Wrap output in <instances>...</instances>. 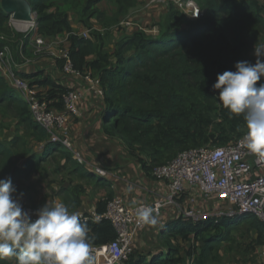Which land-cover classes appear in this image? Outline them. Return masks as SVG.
<instances>
[{
	"label": "trees",
	"instance_id": "trees-1",
	"mask_svg": "<svg viewBox=\"0 0 264 264\" xmlns=\"http://www.w3.org/2000/svg\"><path fill=\"white\" fill-rule=\"evenodd\" d=\"M28 1L35 14V26L28 35L10 31L7 26L10 16L0 8V48L8 46L13 60L21 62L23 55L32 58L30 49L35 38L49 41L67 34L73 69L82 74L90 72L99 79L103 91L101 107L107 112L106 122H111L103 127L104 132L117 135L146 172L165 165L179 152L204 146H225L245 133L243 117L232 116L222 107L216 98L219 93L212 85L218 74L235 71L238 61L254 64L251 56L254 46L264 41V1L194 0L202 10L201 17L194 21L170 3L158 24L156 36L138 30L121 34L114 41L112 53L104 48L107 33L95 30L93 21L102 30L116 26L136 6L137 0H107L112 10L110 15L97 7L104 0ZM69 13L89 31L87 38L73 32ZM56 60L57 66L62 68L63 61ZM15 75L28 80L30 85H48L51 88L47 95L52 101L50 108L58 112L63 110V95L67 89L50 79L33 82L29 75ZM260 83L263 82L258 81L257 86ZM8 114L17 125L30 129L37 140L48 141L42 158L58 151L61 145L49 142L45 129L33 121L26 103L1 75L0 115L6 117ZM19 147L22 155L28 154L20 139L10 145L0 142L1 177L16 180L22 172L28 176L41 162L29 157L27 168L21 171L17 164ZM67 161L74 165L69 158ZM74 169L79 171L77 166ZM86 180L107 189V198L96 204V214H103L107 201L112 198L109 186L102 179L94 180L91 176ZM83 192L82 186H72L61 190L59 197L62 202L74 205L76 210ZM86 222L94 246L108 244L116 238L110 221L90 219ZM243 223L248 224V231H256L247 249L253 251L264 245V224L253 215L234 221L221 219L218 224L210 220L193 223L178 218L163 228L161 237L166 242V252H153L147 264H223L221 250L224 254L233 250L239 253L241 244L233 233L238 237L245 234L240 230ZM145 260V256L131 249L122 264H145ZM0 264L18 262L0 260Z\"/></svg>",
	"mask_w": 264,
	"mask_h": 264
},
{
	"label": "crops",
	"instance_id": "crops-1",
	"mask_svg": "<svg viewBox=\"0 0 264 264\" xmlns=\"http://www.w3.org/2000/svg\"><path fill=\"white\" fill-rule=\"evenodd\" d=\"M258 1L262 3L264 0ZM147 2L148 0H137L136 6L131 8L128 15L121 20L129 19L145 28L151 25L158 28L160 20L167 12V6L154 4L144 7ZM97 7L107 13L110 11L107 0L99 3ZM68 15L75 34L82 35L88 31L77 22L72 13ZM93 26L95 30H101L94 21ZM123 32L132 33L129 30H123ZM118 36L117 32H113L109 40L104 42V48L110 53L114 51V41ZM261 44H264V41ZM30 52L33 55L32 58L23 55L21 62H13L14 73L29 75L33 82L50 79L57 86H62L68 91L80 92L82 99L79 102L80 116L71 120L69 124L70 149L61 145L58 151L47 158H42L48 144L47 140H37L30 129L22 124L17 125L13 118L0 115V142L10 145L15 139H20L23 141L25 150L28 151L27 155H22L20 147L18 149L17 164L21 171L27 168L29 157H32L35 162L41 160L32 174L25 176L22 172L20 177L12 180L17 188L15 196L23 208L39 209L47 202L49 204L62 202L59 197L61 190H67L72 186H82L84 192L80 195L81 203L75 211H78L81 217H93L96 214L97 202L108 196L107 189L94 181L86 180L88 176L93 177L94 180L97 179L93 172L96 167L108 173L105 178L98 177V179H102L109 186L112 198L120 197L126 206L133 207L141 203L152 205L162 200L168 193L166 184L155 180L152 172H146L138 160L129 154L125 144L117 135H107L104 132L103 127L111 125V122H106V110L101 107V102L94 95L87 92L81 77L66 75L57 66V49L51 48L49 53L36 55L31 46ZM251 56L255 63L254 52ZM26 60L30 62L26 63ZM261 81L264 83V79ZM34 84L39 92L47 95L51 90L48 85ZM68 158L74 164L73 166L67 163ZM75 166L79 168L78 172L74 169ZM5 178L9 176H0V179ZM178 218H180L179 209L173 204H167L158 216L157 225H144L143 229L137 232L131 249L136 251L137 255L146 257L145 264L149 262L150 254H154L153 252L155 254L166 252V242L161 237L163 228L168 222ZM248 228V224L243 223L240 230L245 234L238 237L236 232L233 233L241 244L238 248L239 253L233 250L224 254L222 250L220 251L223 264H260L261 247L253 251L247 249L256 237V231H248ZM7 261L14 263L15 258H9Z\"/></svg>",
	"mask_w": 264,
	"mask_h": 264
},
{
	"label": "built area",
	"instance_id": "built-area-1",
	"mask_svg": "<svg viewBox=\"0 0 264 264\" xmlns=\"http://www.w3.org/2000/svg\"><path fill=\"white\" fill-rule=\"evenodd\" d=\"M169 3L191 21L202 15V10L194 0H148L144 7L154 4L168 6ZM31 26L30 31H24L25 35L34 29V21ZM118 27L131 32L143 31L152 36H156L159 31L157 27L143 28L129 19L121 21ZM88 34L89 31H86L81 36L87 38ZM67 36L66 34L49 41L41 37L35 38L32 45L34 53L46 54L51 48H56V59L63 61L62 72L81 77L87 92L101 101L103 91L99 79L90 72L82 74L73 69L68 55ZM13 62L10 48H0V72L4 80L26 103L33 121L45 129L49 142L70 149L69 124L80 116L79 102L82 94L75 90L66 92L63 95V110L58 112L50 108L52 101L47 94L39 92L28 80L15 75ZM93 172L104 178L108 174L99 167L94 168ZM152 176L166 184L168 193L162 200L152 205L141 203L129 207L120 197H113L107 201L103 214H95L90 218L81 217L85 222L90 219L108 220L116 233L112 242L93 247L95 264H122L127 259L137 232L144 227L136 216V210L142 206L154 207L156 214L160 216L165 205L173 204L179 209L180 218L193 223L210 220L213 224H218L221 219L234 221L253 215L264 224V156L250 153L243 142V136L225 146H204L179 152L165 165L153 168ZM24 209L33 213V220L37 218L34 213L38 209ZM259 259L260 264H264V245L261 246Z\"/></svg>",
	"mask_w": 264,
	"mask_h": 264
},
{
	"label": "clouds",
	"instance_id": "clouds-1",
	"mask_svg": "<svg viewBox=\"0 0 264 264\" xmlns=\"http://www.w3.org/2000/svg\"><path fill=\"white\" fill-rule=\"evenodd\" d=\"M256 62L238 61L235 71L217 75L212 85L222 107L243 117V142L250 153L264 156V44L254 46ZM131 191V188H129ZM11 178L0 179V260L15 258L18 264H95L94 238L74 205L45 203L32 219L16 198ZM23 194H21L22 196ZM138 222L158 224L152 206L136 210Z\"/></svg>",
	"mask_w": 264,
	"mask_h": 264
},
{
	"label": "water",
	"instance_id": "water-1",
	"mask_svg": "<svg viewBox=\"0 0 264 264\" xmlns=\"http://www.w3.org/2000/svg\"><path fill=\"white\" fill-rule=\"evenodd\" d=\"M0 8L10 16L11 21L33 23L35 19L28 0H0Z\"/></svg>",
	"mask_w": 264,
	"mask_h": 264
},
{
	"label": "rangeland",
	"instance_id": "rangeland-1",
	"mask_svg": "<svg viewBox=\"0 0 264 264\" xmlns=\"http://www.w3.org/2000/svg\"><path fill=\"white\" fill-rule=\"evenodd\" d=\"M170 4V3H169ZM112 11V10H111ZM111 11H109V13H107V14H111ZM34 21H35V19H34ZM121 21H123V20H121ZM120 21V22H121ZM13 22V21H12ZM11 21H10V19H9V22H8V24H7V26H8V28L10 29V31H12L14 34H22V35H24V34H26V33H24V31H26V30H22V26H16L14 23H12ZM22 24H25V23H22ZM28 25H30V27H28V29H27V31H30V29H32V23L31 22H29V23H27ZM119 24V23H118ZM118 24L116 25V26H113V27H110V28H107L106 30H102V28H101V30H99L100 32H102L103 34H106L107 33V37H106V40L105 41H108L109 40V37H111L112 36V33L113 32H117L119 35H121V34H125V35H127V33H125V32H123V30L122 29H119V27H118ZM151 27H154L153 25H151L150 27H146V28H151ZM93 28H94V26H93ZM143 28H145V27H143ZM129 34V33H128ZM106 50V49H105ZM107 51V50H106ZM109 52V51H108ZM110 53V52H109ZM3 116V115H2ZM6 117H10V118H12L13 116L12 115H10V114H8V116H6ZM97 176V175H96ZM95 176V177H96ZM98 177L99 176H97V179H98ZM97 179H95V180H97ZM85 217H87V216H85ZM90 218V217H89ZM93 221V220H92Z\"/></svg>",
	"mask_w": 264,
	"mask_h": 264
},
{
	"label": "bare ground",
	"instance_id": "bare-ground-1",
	"mask_svg": "<svg viewBox=\"0 0 264 264\" xmlns=\"http://www.w3.org/2000/svg\"><path fill=\"white\" fill-rule=\"evenodd\" d=\"M13 23H14L16 26H22V30H27L28 27H30V25L27 24V23H29V22H26L25 24H22V23H20V22L13 21Z\"/></svg>",
	"mask_w": 264,
	"mask_h": 264
}]
</instances>
